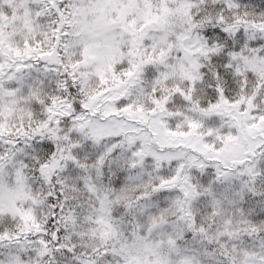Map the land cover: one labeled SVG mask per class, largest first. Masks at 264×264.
<instances>
[{"label": "snow or ice", "instance_id": "6c2138e0", "mask_svg": "<svg viewBox=\"0 0 264 264\" xmlns=\"http://www.w3.org/2000/svg\"><path fill=\"white\" fill-rule=\"evenodd\" d=\"M0 264H264V0H0Z\"/></svg>", "mask_w": 264, "mask_h": 264}]
</instances>
